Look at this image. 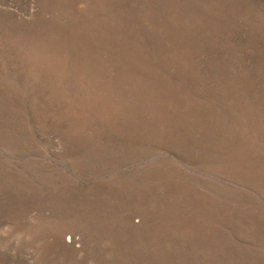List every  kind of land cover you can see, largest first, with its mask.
<instances>
[{"label": "rangeland", "instance_id": "obj_1", "mask_svg": "<svg viewBox=\"0 0 264 264\" xmlns=\"http://www.w3.org/2000/svg\"><path fill=\"white\" fill-rule=\"evenodd\" d=\"M0 264H264V0H0Z\"/></svg>", "mask_w": 264, "mask_h": 264}]
</instances>
